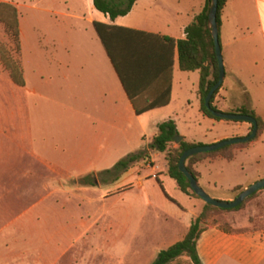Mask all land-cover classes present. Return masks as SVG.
<instances>
[{
	"label": "rangeland",
	"instance_id": "374dc122",
	"mask_svg": "<svg viewBox=\"0 0 264 264\" xmlns=\"http://www.w3.org/2000/svg\"><path fill=\"white\" fill-rule=\"evenodd\" d=\"M0 1L14 3L19 11L20 63L24 79L19 94L29 105V120L37 136L34 147L62 170L63 186L59 189L58 174L34 163L31 158L27 160L26 156L22 157L20 165L17 155H12L7 167L0 166V183L7 182L13 190L7 198L9 202L13 200V214L21 209H29L31 216L39 213V233L37 229L28 232L27 247L35 250L38 264H150L160 250L179 240L183 232L177 226L173 230L178 211L176 202H181L177 193L181 192L165 173L160 163L162 157L157 158L158 172L146 178L143 185L138 180L149 172V157L139 160L142 164L134 162L128 173L122 172L117 178L105 170L68 176L89 169L92 164L95 167L107 165L137 148L133 140L117 139L108 147L93 136L95 131L85 120L86 112H77L71 106L70 80L80 72L76 64L78 52L93 48L95 57L99 56L96 53L99 40L89 24L92 0L90 4L85 0ZM0 48L5 56L17 57L2 23ZM224 50L228 60L227 49ZM105 64L106 60L95 59L92 71H105ZM5 71L0 66V109L3 111L9 101H14L11 90H17ZM109 71L114 75L112 68ZM182 86L183 91L180 90ZM192 94L191 83L180 84L176 77L171 105L144 116L148 130L153 127V119L168 120L173 112H179V98H189ZM179 126L181 132L190 131L192 136L202 139L210 138L219 130L197 125L188 128L182 120ZM130 130L133 132L135 128L130 125ZM248 151L264 155V143L253 145ZM243 155L240 157L245 158ZM243 162L248 168L257 166L252 157H246ZM28 163L36 175L21 181L11 171ZM215 173H220V167ZM157 178L164 183L160 184ZM225 189L218 187L210 194L216 199L232 200L238 193ZM21 194L24 196L19 201ZM227 195L231 198L223 199ZM36 200H40V206L33 209ZM207 223L241 230L247 229L249 223L264 226V189L237 211H209ZM171 264L191 262L181 257Z\"/></svg>",
	"mask_w": 264,
	"mask_h": 264
},
{
	"label": "crops",
	"instance_id": "0c3cea01",
	"mask_svg": "<svg viewBox=\"0 0 264 264\" xmlns=\"http://www.w3.org/2000/svg\"><path fill=\"white\" fill-rule=\"evenodd\" d=\"M85 1L88 4L91 3V0ZM205 2L206 0H137L127 14L118 16L114 20H111L107 14L98 11L93 6L89 24L92 25L99 40L100 45L96 50L99 56L95 57L93 48L86 49L85 52L83 50L78 52L76 64L80 72L76 74V77H71L70 80L71 106L77 112H86L85 120L92 131H95L93 136L106 143L108 147L117 139L119 141L133 140L136 142L137 148L134 152L121 154L107 165L95 167L92 164L91 168L78 174H68L69 177L71 175L81 176L91 172L107 171L128 154L145 148L148 149L154 136L159 133L158 124L166 120L153 119L151 124L153 127L148 130L143 118L145 115L150 116L149 114L165 110L171 105L176 77L180 84L190 82L191 89L194 91L193 96L189 98L188 96H184L182 99L179 98L180 111L173 112L168 116V120L172 119L175 122L177 131L183 137L182 140L194 144H212L232 137L245 136L250 132L252 125L249 122L216 120L203 114L200 110L198 96L199 71H184L179 67L176 41L185 38V28L203 9ZM94 21L153 33L160 37H170L174 40L170 95L166 105L152 108L142 114H136L135 108L93 26ZM19 30L21 34L20 16ZM219 41L223 55L225 77L214 97L213 104L224 112L247 109L253 111L256 116L264 121V0H226L220 14ZM164 43L159 44L164 45ZM224 48L227 49L228 60L225 57ZM95 59L106 60V64L103 65L105 71L96 73L92 71ZM0 66H2L1 62ZM110 68H112L114 75L110 73ZM5 72L17 90H11L12 95L15 97L14 101L8 102L5 111L0 109V166L7 167L9 165L8 160L12 155H17L20 165L23 161L22 157L26 156L27 160L31 158L34 163L43 165L50 171L57 173L60 189L63 186V181L60 179L62 175L61 168L46 160L34 147L37 136L32 131L29 120V105L19 94L23 86L16 85L8 72ZM155 86L164 87L165 84L162 81L153 82L150 91L140 94L136 98L140 108L151 101L153 94H155L153 89ZM183 87H180L181 91H183ZM181 120L188 128L197 125L214 127L219 130L210 138H196L191 135L190 131H180L179 123ZM127 124L129 130H126ZM130 125L135 128L133 132L130 130ZM259 142L264 143V130L258 133L257 137L247 145H238L234 149L232 159L217 154L197 160L193 167L198 173L197 179L200 185L209 194L211 191L217 190L218 187H226L225 190L232 193L235 187L241 186L244 189L264 177V155L248 151L251 146ZM242 154L245 158L252 157L255 159L257 166L248 168L243 162L245 158L240 157ZM148 157L151 159L148 164L149 168L146 167L149 172L138 180L140 185H143L146 178L151 177L160 169V164H157L158 157H162L160 163L163 164L165 173L168 175L164 152L148 150ZM147 158L143 160H147ZM237 160H240L239 163ZM136 162L142 164L140 161ZM18 166L15 167L17 170L14 168L11 172L19 180H28V177L36 175L35 170L30 168L29 163L25 166ZM217 167H220V173H215ZM128 169L124 174L128 173ZM0 172L2 171L0 170ZM138 173L140 172L138 171ZM7 181L9 183V180ZM158 181L160 184L164 183L163 179H158ZM6 184L0 183V264H38L35 250L31 251L27 247L26 241L28 232L37 229L36 232L39 233V213L37 212V216H31L29 209H21L14 215L12 212L13 203H11L13 200L10 202L7 200L8 194L13 190L10 184L8 186ZM175 186L181 192L177 193V197L181 202H176L178 211L175 214L176 222L175 226L173 225L174 229L173 227L172 229L175 230L176 226L183 229L182 236L179 239L181 240L192 220L202 211L205 202L202 199L183 193L176 182ZM23 196L22 194L19 195L18 200L20 201ZM230 198L231 196L227 195L223 199ZM39 206L40 200H36L32 204L33 209H38ZM247 226L248 228L245 230L232 227V232H225L217 225H205L196 244L201 264H264V226L258 227L251 225V223Z\"/></svg>",
	"mask_w": 264,
	"mask_h": 264
},
{
	"label": "trees",
	"instance_id": "16d2710c",
	"mask_svg": "<svg viewBox=\"0 0 264 264\" xmlns=\"http://www.w3.org/2000/svg\"><path fill=\"white\" fill-rule=\"evenodd\" d=\"M136 1L137 0H93V6L98 11L107 14L111 20H114L118 16L127 14ZM225 3L226 0H218V25H220V14ZM209 4L210 0H206L203 9L185 28V38L177 40L176 45L180 69L184 71L198 70L200 73L198 86L200 110L208 117L222 120L219 117H215L205 106V97L210 88L218 80V61L215 53L214 41L208 27ZM0 23L3 24L4 29L9 34L17 56L13 57V55H8L7 57L5 56L3 49L0 48L1 65L8 72L10 78L16 85L23 86L24 79L20 63L21 45L19 12L12 2H0ZM93 26L108 57L110 58L125 92L135 108L136 114H142L152 108L166 105L169 101L170 95L172 49L175 44L174 40L170 37H160L153 33L98 21H94ZM163 42H165L164 45L159 44ZM159 81H162L165 86H155L153 88L155 94H153L151 101H148V103L140 108L136 102V98L143 92L150 91L153 82L158 83ZM219 88L216 89L211 99V108L213 109H218L213 104V100ZM235 112L251 114L257 119L258 133L264 130V121L256 116L253 111L238 109ZM158 129L159 133L154 136L148 149H142L137 153L128 154L120 159L111 169H108L105 172L112 174L113 178H117L120 173L125 172L134 162L146 159L148 157V150L164 152L167 173L175 180L178 188L191 197L201 199L192 190L189 180L178 167L182 153L196 144L189 143L185 140H181L179 143L174 141V137L178 136L179 132L172 119L159 123ZM251 141L241 144L227 145L213 152H204L193 155L186 160L187 169L197 178L198 173L193 167V164L197 160L217 154H220L227 159H232L234 156V149L238 145L245 146ZM242 189L241 186L234 188L232 192H238L234 198L240 191H242ZM259 191L255 192L242 204L232 209H223L210 204H205L199 215L192 220L184 237L167 248L160 250L150 264H171L181 257H187L191 264H201L196 244L204 226L217 225L225 232L233 231L231 226L223 227L218 224H208V212L211 210L237 211L243 207L247 200L253 198Z\"/></svg>",
	"mask_w": 264,
	"mask_h": 264
},
{
	"label": "water",
	"instance_id": "95a60500",
	"mask_svg": "<svg viewBox=\"0 0 264 264\" xmlns=\"http://www.w3.org/2000/svg\"><path fill=\"white\" fill-rule=\"evenodd\" d=\"M217 10H218V0H210L209 12H208V27L210 29L215 53L218 61V80L210 88L206 97H205V106L210 110V112L215 116L225 120H234V121H246L251 123L252 129L250 132L241 137H232L229 139H224L212 144H196L188 149H186L178 163L179 170L185 175L189 180L192 190L205 202V204H210L215 207L223 209H232L240 204H242L248 197H250L255 192L264 189V178H261L239 192V194L232 200H220L212 197L199 183L198 179L187 169L186 160L196 154L204 152H213L227 145L241 144L254 139L258 133V122L257 119L251 114H244L239 112H224L219 109L211 108V99L214 92L218 89L223 83L225 77V69L223 62V55L221 50V45L219 41V25L217 22ZM183 137L178 135L174 137V141L179 143Z\"/></svg>",
	"mask_w": 264,
	"mask_h": 264
}]
</instances>
